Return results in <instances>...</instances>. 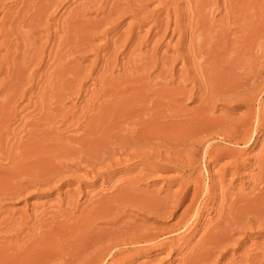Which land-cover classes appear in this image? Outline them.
<instances>
[{
    "label": "rangeland",
    "instance_id": "1",
    "mask_svg": "<svg viewBox=\"0 0 264 264\" xmlns=\"http://www.w3.org/2000/svg\"><path fill=\"white\" fill-rule=\"evenodd\" d=\"M263 173L264 0H0V264H264Z\"/></svg>",
    "mask_w": 264,
    "mask_h": 264
},
{
    "label": "bare ground",
    "instance_id": "2",
    "mask_svg": "<svg viewBox=\"0 0 264 264\" xmlns=\"http://www.w3.org/2000/svg\"><path fill=\"white\" fill-rule=\"evenodd\" d=\"M232 66H233V65H232ZM224 79H225V78H224ZM212 87H213V86H212ZM231 87H232V86H231ZM222 90H223V89H222ZM121 111H122V110H121ZM126 116H127V115H126ZM261 116H262V115H261ZM200 121H201V120H200ZM251 121H252V120H251ZM244 122H245V121H244ZM209 123H210V122H209ZM198 124H199V123H198ZM199 125H201V122H200ZM207 125H209V124H207ZM211 125H212V124H211ZM212 126H213V125H212ZM212 126H211V127H212ZM209 127H210V126H209ZM202 128H203V127H202ZM247 128H248V127H247ZM194 129H195V128H194ZM217 129H218V128H217ZM200 130H201V129H200ZM202 130H205V129H202ZM246 130H247V129H246ZM187 131H188V130H187ZM191 131H192V130H191ZM212 131H213V130H212ZM212 131H211V132H212ZM251 131H252V129H251ZM154 132H155V131H154ZM198 132H200V131H198ZM205 132H206V131H205ZM245 132H246V131H245ZM209 133H210V132H209ZM234 133H235V132H234ZM254 133H255V132H254ZM204 134H205V133H204ZM248 134H249V133H248ZM201 135H202V134H201ZM235 135H236V134H235ZM191 136H192V135H191ZM205 136H206V135H205ZM227 136H228V135H227ZM243 136H244V134H243ZM243 136H242V138H241V137H240V138L243 139ZM246 136H247V135H246ZM238 137H239V136H238ZM245 138L247 139V137H244V139H245ZM231 139H232V138H231ZM249 139H250V135H249ZM238 140H239V139H238ZM250 140H251V139H250ZM239 141H240V140H239ZM241 141H242V140H241ZM244 141H245V140H244ZM250 142H251V141H250ZM231 144H232V143H231ZM181 145H182V144H181ZM185 146H186V145H185ZM244 146H246V145H244ZM222 152H223V151H222ZM66 153H67V152H66ZM209 153H210V152H209ZM210 154H212V153H210ZM222 154H223V153H222ZM226 154H227V153H226ZM236 155L238 156V154H236ZM260 158H263V156L260 157ZM234 159H236V158H234ZM201 160H202V159H201ZM258 160H260V159H258ZM198 162H199V161H198ZM13 165H14V164H13ZM62 165H63V164H62ZM62 165H61V166H62ZM238 165H240V164H238ZM51 166H52V164H51ZM232 166H233V165H232ZM261 166H262V165H261ZM12 168H13V167H12ZM12 168H11V169H12ZM14 168H15V167H14ZM51 168H52V167H51ZM58 168H59V167H58ZM262 169H263V167H262ZM5 170H6V169H5ZM262 171H263V170H262ZM35 172H36V171H35ZM9 175H10V174H9ZM41 175H42V174H41ZM51 175H52V174H51ZM263 175H264V173L262 174V176H263ZM4 176H5V175H4ZM37 176H38V175H37ZM46 176H47V175H46ZM17 177H18V176H17ZM257 177H258V176H257ZM257 177H256V178H257ZM259 178H261V177L259 176ZM6 180H7V179H6ZM41 180H42V179H41ZM44 180H45V178H44ZM262 180H263V179H262ZM46 181H47V180H46ZM259 181H260V180H259ZM259 181H258V182L256 181V182L259 183ZM263 181H264V180H263ZM261 182H262V181H260L259 184H261ZM259 184H258V185H259ZM263 184H264V182H263ZM258 188H259V191H260V190H261V189H260V186H259ZM261 188H262V187H261ZM1 190H2V189H1ZM255 190H256V189H254V191H255ZM263 190H264V189H263ZM263 192H264V191H263ZM259 194H261V191H260ZM251 195H252V194H251ZM261 195H262V194H261ZM128 196H129V195H128ZM223 196H224V195H223ZM242 196H243V195H242ZM259 196H260V195H259ZM263 196H264V195H263ZM249 197H250V195H249ZM255 197H256V196H255ZM255 197H254V198H255ZM237 198H238V197H237ZM241 198H242V197H241ZM134 199H135V198H134ZM136 199H137V198H136ZM138 199H139V198H138ZM141 199H142V198H141ZM192 199H193V198H192ZM251 199H252V197H251ZM255 199H256V198H255ZM255 199H254V200H255ZM260 199H262V197H261ZM223 200H224V199H223ZM230 200H231V199H230ZM230 200H229V201H230ZM241 200H242V199H241ZM241 200H240V201H241ZM229 201H228V202H229ZM249 201H251V200H249ZM255 201H256V200H255ZM263 201H264V200H263ZM263 201L260 202V206H261V204H263V203H262ZM135 202H136V201H135ZM159 202H160V201H159ZM236 203H237V202H236ZM238 203H239V202H238ZM250 203H251V202H250ZM127 204H129V203H127ZM230 204H231V203H230ZM233 204H234V202H233ZM233 204H232V206H233ZM253 204H255V203H253ZM149 205H150V203H149ZM196 205H197V204H196ZM236 205H237V204H236ZM125 206H126V205H125ZM133 206H134V205H133ZM191 206H192V205H191ZM191 206H190V207H191ZM234 206H235V205H234ZM234 206H233V208H234ZM260 206H259V207H260ZM143 207H144V206H143ZM199 207H200V206H199ZM239 207H240V206H239ZM243 207H244V206H243ZM250 207H252V206H250ZM254 207H255V206H254ZM256 207H258V206L256 205ZM261 207H262V206H261ZM146 208H147V207H146ZM240 208H242V207H240ZM246 208H247V207H245V209H246ZM263 208H264V207H262V209H263ZM142 209H143V208H142ZM155 209H156V208H155ZM173 209H174V208H173ZM190 209H191V208H190ZM190 209H189V211H190ZM225 209H226V208H225ZM252 209H253V208H252ZM147 210H148V209H147ZM149 210H150V209H149ZM196 210H197V209H196ZM198 210H199V209H198ZM229 210H230V209H229ZM253 210H254V209H253ZM260 210H261V208H260L259 210L257 209L258 212H259ZM153 211H154V210H153ZM230 211H231V210H230ZM244 211H245V210H244ZM261 211H262V210H261ZM140 212H141V211H140ZM154 212H155V211H154ZM191 212H192V211H191ZM233 212H234V211H233ZM263 212H264V211H263ZM159 213H161V212H159ZM260 213H261V212H260ZM191 214H192V213H191ZM191 214H190V215H191ZM227 214H228V213H227ZM238 214H239V213H238ZM238 214H237V216H238ZM261 214H262V213H261ZM239 215H240V214H239ZM245 215H246V214H245ZM251 215H253V214H251ZM257 215H258V214H257ZM259 215H260V214H259ZM259 215H258V216H259ZM196 216H197V215H196ZM226 216H227V215H226ZM228 216H229V214H228ZM246 216H247V215H246ZM248 216H249V215H248ZM239 217H240V216H238V218H239ZM255 217H256V216H255ZM263 217H264V216H263ZM263 217H260V218H263ZM218 218H219V217H218ZM236 218H237V217H236ZM246 218H247V217H246ZM253 218H254V217H253ZM260 218H259V219H260ZM230 219H231V218H230ZM257 220H258V219H257ZM263 220H264V219H263ZM263 220L261 219L260 221H263ZM177 221H178V220H177ZM189 221H190V220H189ZM255 221H256V220H255ZM239 222H240V221H239ZM242 222H243V221H242ZM244 222H245V221H244ZM256 222L259 223V221H256ZM181 223H182V222H181ZM181 223H180V224H181ZM221 223H222V222H221ZM230 223H231V225H233V224H232V221H231ZM233 223H235V222H233ZM252 223H253V222H252ZM227 224H228V223H227ZM237 224H238V223H237ZM241 224H242V223H241ZM254 224H255V223H253V225H254ZM259 224H260V223H259ZM123 225H124V224H123ZM123 225H122V226H123ZM260 225H261V224H260ZM87 226H88V225H87ZM185 226H186V225H185ZM212 226H213V225H212ZM263 226H264V225H263ZM136 227H137V226H136ZM178 227H179V226H178ZM226 227H227V225L225 226V228H226ZM230 227H231V226H230ZM234 227H235V226H234ZM237 227H238V226H237ZM253 227H255V226H253ZM126 228H127V227H126ZM137 228H138V227H137ZM260 228H261V227H260ZM263 228H264V227H263ZM171 229H172V228H171ZM188 229H189V228H188ZM206 229H207V228H206ZM227 229H228V227H227ZM229 229H230V228H229ZM237 229H238V228H237ZM87 230H88V229H87ZM134 230H135V229H134ZM221 230H222V229H221ZM223 230H224V229H223ZM233 230H234V229H233ZM248 230H249V229H248ZM261 230H262V229H261ZM261 230H260V231H261ZM123 231H124V230H123ZM215 231H216V230H215ZM219 231H220V230H219ZM224 231H225V230H224ZM262 231H263V230H262ZM244 232H245V231H244ZM175 233H176V232H175ZM220 233H221V232H220ZM222 233H223V232H222ZM224 233H227V232H224ZM224 233H223V234H224ZM231 233H232V232H231ZM231 233H230V234H231ZM144 234H145V233H144ZM217 234H218V233H217ZM237 235H238V234H237ZM89 236H90V235H89ZM106 236H107V235H106ZM106 236H105V237H106ZM145 236H147V235H145ZM168 236H169V235H168ZM228 236H229V235H228ZM41 237H42V236H41ZM108 237H109V236H108ZM142 237H143V236H142ZM151 237H152V236H151ZM209 237H210V236H209ZM211 237H212V236H211ZM44 238H45V237H44ZM140 238H141V237H140ZM147 238H148V237H147ZM226 238H227V237H226ZM104 239H105V238H104ZM219 239H220V238H219ZM45 240H46V239H45ZM142 240H143V239H142ZM225 240H226V239H225ZM228 240H229V237H228ZM120 241H121V240H120ZM123 241H124V240H123ZM138 241H139V240H138ZM1 242H3V241H1ZM34 242H35V241H34ZM40 242H41V241H40ZM140 242H141V241H140ZM223 242H224V240H223ZM226 242H227V241H226ZM263 242H264V241H263ZM38 243H39V242H38ZM48 243H49V242H48ZM82 243H83V242H82ZM123 243H124V242H123ZM129 243H130V242H129ZM172 243H173V242H172ZM219 243H220V242H219ZM42 244H43V243H42ZM44 244H45V243H44ZM117 244H118V243H117ZM145 244H147V243H145ZM166 244H167V243H166ZM228 244H229V243H228ZM90 245H91V244H90ZM90 245H89V246H90ZM113 245H114V244H113ZM137 245H138V244H137ZM140 245H141V244H140ZM167 245H168V244H167ZM79 246H80V245H79ZM83 246H84V245H83ZM134 246H135V245H134ZM205 246H208V245H205ZM216 246H217V245H216ZM56 247H57V246H56ZM115 247H116V246H115ZM174 247H175V246H174ZM177 248H178V247H177ZM202 248H203V247H202ZM216 248H217V247H216ZM77 249H78V248H77ZM148 249H149V248H148ZM205 249H206V248H205ZM29 250H30V249H29ZM31 250H32V249H31ZM40 250H41V249H40ZM196 250H197V249H196ZM207 250H208V249H207ZM20 251H22V249H21ZM20 251H19V252H20ZM37 251H38V250H37ZM42 251H43V250H42ZM23 252H24V250H23ZM23 252H22V253H23ZM60 252H61V251H60ZM103 252H104V250H103ZM9 253H10V252H9ZM12 253H13V252H12ZM15 253H16V251H15ZM32 253H33V254H32ZM45 253H46V252H45ZM61 253H63V252H61ZM199 253H200V252H199ZM1 254H2V253H1ZM10 254H11V253H10ZM16 254H17V253H16ZM37 254H38V253H37ZM37 254H36V255H37ZM222 254H223V253H222ZM252 254H254V253H252ZM31 255L35 256L34 252H31ZM31 255H29V256L32 257ZM43 255H44V254H43ZM46 255H47V254H46ZM206 255H207V254H206ZM212 255H213V254H212ZM247 255H248V254H247ZM14 256H15V255H14ZM23 256H24V255H23ZM83 256H84V255H83ZM94 256H95V255H94ZM103 256H104V255H103ZM103 256L100 257V258H101V259H100L101 261H98V263L100 262V264H101V262H102L103 259H104ZM105 256H106V255H105ZM256 256H257V255H256ZM12 257H13V256H12ZM21 257H22V256H21ZM35 257H36V256H35ZM41 257H42V256H41ZM41 257H40V258H41ZM53 257L55 258V256H53ZM53 257H52V258H53ZM106 257H107V256H106ZM253 257H254V256H253ZM14 258H16V257H14ZM33 258H34V257H33ZM102 258H103V259H102ZM244 258H245V257H244ZM254 258H255V257H254ZM8 259H9V258H8ZM23 259H25V258H23ZM23 259H22V260H23ZM31 259H32V258H31ZM46 259H47V258H46ZM87 259H88V258H87ZM241 259H242V258H241ZM257 259H258V258H257ZM10 260H11V259H10ZM27 260L29 261V259H27ZM36 260H37V259H36ZM91 260H92V258H91ZM206 260H207V259H206ZM250 260H251V259H250ZM262 260H263V259H262ZM1 261H2V260H1ZM33 261H35V260H33ZM77 261H78V260H77ZM83 261H84V260H83ZM88 261H89V260H88ZM88 261H87V262H88ZM247 261H248V260H247ZM254 261H255V260H254ZM257 261H259V260H257ZM257 261H255V262H257ZM5 262H7V261H5ZM8 262H9V260H8ZM13 262H14V260H13ZM38 262H39V261H38ZM44 262H45V261H44ZM44 262H43V263H44ZM80 262H82V260H81ZM203 262H204V261H203ZM244 262L246 263V261H244ZM0 263H1V262H0ZM24 263H25V262H24ZM60 263H61V262H60ZM93 263H94V262H93ZM103 263H104V262H103ZM233 263H234V262H233ZM248 263H249V262H248ZM6 264H7V263H6ZM21 264H22V263H21ZM37 264H38V263H37ZM50 264H51V263H50ZM56 264H57V263H56ZM95 264H96V263H95ZM240 264H241V263H240ZM243 264H244V263H243ZM257 264H258V263H257Z\"/></svg>",
    "mask_w": 264,
    "mask_h": 264
}]
</instances>
